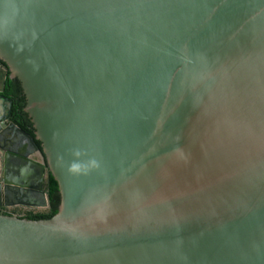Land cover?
<instances>
[{
    "label": "water",
    "instance_id": "95a60500",
    "mask_svg": "<svg viewBox=\"0 0 264 264\" xmlns=\"http://www.w3.org/2000/svg\"><path fill=\"white\" fill-rule=\"evenodd\" d=\"M0 62V198L60 194L0 264H264V0H0Z\"/></svg>",
    "mask_w": 264,
    "mask_h": 264
},
{
    "label": "flooded vegetation",
    "instance_id": "af4514ba",
    "mask_svg": "<svg viewBox=\"0 0 264 264\" xmlns=\"http://www.w3.org/2000/svg\"><path fill=\"white\" fill-rule=\"evenodd\" d=\"M3 69H7V68L3 63L0 62V71H2ZM8 75L9 72L7 70V75L5 78V89L3 92L4 95H7L5 94V90H6V81L8 79ZM13 118L14 116L12 114V106H11V121H13ZM17 126L21 128L19 125ZM21 129L32 138L33 143L30 142L27 139V137L21 134H16L14 137V141L9 143L7 142L6 147L21 155H27L32 160L42 161L43 158L37 153V151H41L40 143L34 138L33 128H32V135H30L23 128ZM48 177L49 174L48 175L45 174L43 179L42 191L15 189L13 190L12 193L9 194L8 197H6V199L0 198V213L14 215L21 218H28L31 213L36 214V213L48 212L49 206H48V195L46 190Z\"/></svg>",
    "mask_w": 264,
    "mask_h": 264
},
{
    "label": "trees",
    "instance_id": "16d2710c",
    "mask_svg": "<svg viewBox=\"0 0 264 264\" xmlns=\"http://www.w3.org/2000/svg\"><path fill=\"white\" fill-rule=\"evenodd\" d=\"M5 94L9 95L12 99V114L14 116L13 122L32 135L31 123L27 118V115L23 112L25 99L18 81L7 79ZM46 190L48 195V212L36 214L31 213L28 219H48L57 212L60 202V194L58 192L57 183L54 181L51 175L48 177Z\"/></svg>",
    "mask_w": 264,
    "mask_h": 264
}]
</instances>
